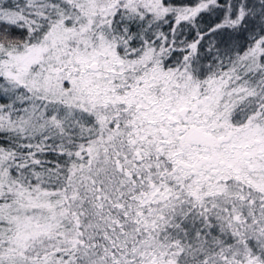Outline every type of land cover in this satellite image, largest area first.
I'll list each match as a JSON object with an SVG mask.
<instances>
[{
    "label": "snow or ice",
    "instance_id": "obj_1",
    "mask_svg": "<svg viewBox=\"0 0 264 264\" xmlns=\"http://www.w3.org/2000/svg\"><path fill=\"white\" fill-rule=\"evenodd\" d=\"M0 264H264V0H0Z\"/></svg>",
    "mask_w": 264,
    "mask_h": 264
}]
</instances>
